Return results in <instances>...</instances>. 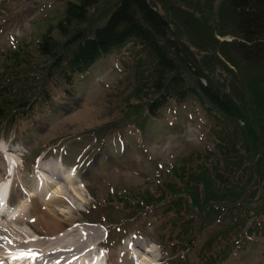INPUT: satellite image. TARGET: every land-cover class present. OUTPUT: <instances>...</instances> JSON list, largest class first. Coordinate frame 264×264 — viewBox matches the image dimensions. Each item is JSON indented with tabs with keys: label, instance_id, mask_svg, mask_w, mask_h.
I'll return each mask as SVG.
<instances>
[{
	"label": "rangeland",
	"instance_id": "374dc122",
	"mask_svg": "<svg viewBox=\"0 0 264 264\" xmlns=\"http://www.w3.org/2000/svg\"><path fill=\"white\" fill-rule=\"evenodd\" d=\"M67 1L0 0V77H12L15 71L21 84L24 75L35 89L39 76L51 88L53 100L50 105L19 106L7 111L0 119V149L11 154L7 161L12 157L20 176L34 183L39 162L46 160L52 164L62 159L60 166L64 171L77 172L75 180L81 181L82 189L75 185L71 173H63V177L69 175L74 182L66 181V185L79 189L83 201H76L69 210L62 205L63 215H58L49 231L22 225L18 220L15 222L18 227L13 228L12 224L8 227L26 231L28 237L56 231L63 236V228L69 229L75 221L76 227L88 226L96 231L100 245L104 239L97 248L101 252L107 250L103 256L106 258L108 254L110 260L116 253L120 255L126 250L130 253L131 242L141 241L143 246L147 244L154 249L144 255L156 260L153 264H264V218H250L243 227L239 224L240 229L239 225L220 226L221 218L227 216L228 200L209 204L210 201L202 200L205 205H200L201 201L195 199L197 188L203 195L199 188L208 194L211 186H219L221 178L217 174L222 175L224 163L201 156L208 149L214 152L219 138L211 136L210 121L191 99L183 105L170 102L158 116L146 114L145 102L152 91L151 71L148 58L137 50L138 46L132 49L131 44L123 45L98 60L78 77L71 94L62 92L58 80L46 79L50 62L39 57L36 45L48 26H55L63 17ZM114 3L115 0H101L91 9L88 22L82 27L100 23ZM152 5L167 20L173 34L195 53L206 79L229 93L244 109L255 111L256 126H263L264 116L260 117L256 108L264 110V65L248 64L230 46L235 33L225 0H153ZM57 31L54 28L52 34L62 44L64 40ZM18 50L24 57L22 65L31 64L6 70L12 63L11 52ZM17 86L16 80L11 86L15 92L19 91ZM30 90L22 88L20 92ZM229 149L224 145V152ZM239 154L243 156L244 151ZM174 163L178 170L207 163L209 170L197 180L195 170L187 179L177 173L181 178L171 183L177 187L181 181L186 183L188 193L182 199L180 194L167 193L161 202L143 205L140 200L144 191L152 193L148 199L151 202L160 196L157 183L170 180L167 171ZM9 168L14 170L13 165ZM49 168L52 172L53 166ZM234 176L239 179L234 185L231 178L228 185L239 186L244 196L252 197V206L256 205L257 197L264 191V172L257 176L258 189L251 193L247 190L252 181L245 186L246 177L242 173ZM30 192L33 193V188ZM211 192L222 200L225 198L218 188L217 192ZM132 197L136 203L131 201ZM201 206L205 208L201 210ZM212 207L221 211H216L209 221L206 212ZM36 212L45 211H39L37 206ZM26 217L18 219L26 221ZM73 230V235L81 232ZM184 233L191 237L182 238ZM133 251L140 250L137 247Z\"/></svg>",
	"mask_w": 264,
	"mask_h": 264
},
{
	"label": "trees",
	"instance_id": "16d2710c",
	"mask_svg": "<svg viewBox=\"0 0 264 264\" xmlns=\"http://www.w3.org/2000/svg\"><path fill=\"white\" fill-rule=\"evenodd\" d=\"M100 1H67L63 17L55 26H48L42 33L37 42L36 51L39 57H44L50 62L48 72L45 74L46 79L52 77L58 80L62 92L71 94L78 77L87 72L98 60L122 48L123 45L131 44L132 49L138 46L137 50L148 58V67L151 71L150 88L152 91L151 96L145 102L146 114L155 117L170 102L183 105L191 99L200 107L205 118L210 121L211 136L219 138L214 152L208 149L205 150L206 154L201 156L211 158L218 164L224 163L225 169L222 170V175L217 174L221 178L218 181L220 187L209 186L208 194L201 187L199 189L203 195L199 194L197 188L199 195L197 194L195 199L201 201L200 205H205L202 200L210 201L208 204L211 201L225 202L228 200L230 206L227 207V216H225L226 219L221 218L220 226L242 224L243 227L250 218L263 219L264 191L257 197L256 205L252 206V197L244 196L239 186L228 185L231 178L234 179L233 184L235 185V180L239 178H234V175L242 173L246 177L245 186L252 181L247 193L258 189L259 182L256 178L259 173L264 172V125L256 126L255 111L250 108L244 109L229 93L206 79L195 53L173 34L167 20L152 5L153 0H115L100 23L91 27H82L88 22L91 9ZM225 2L235 33L234 40L229 43L230 46L233 47L237 56L248 64L264 65V0H225ZM54 28L58 30L59 37L64 40L62 44L53 36ZM22 56L20 50L11 52L9 60L12 63L7 65L6 70L18 69L23 64L21 59L24 57ZM28 64L24 62V65ZM14 73L12 77H0V119L4 118L7 111L12 108L19 106L26 108L34 104L50 105L53 102L50 95L51 88L45 81L38 78L39 76H35L39 85L34 89L26 76L23 75L21 84L18 76H15L17 72L14 71ZM202 78L206 81L203 82ZM16 80L19 89L17 92L11 87ZM22 88L32 90L20 92ZM256 112L260 114V117L264 116V110L259 107L256 108ZM226 144L230 148L228 153L223 151ZM240 148L244 151L243 156L239 154ZM171 165L167 171L170 173V180L157 183L160 196L151 202L148 199L152 197V193L144 191L140 200L143 205L157 204L167 193L180 194L182 199V195L188 193L186 183L181 181L182 186L177 187L171 181H179L180 174L185 179L191 178L194 170L196 171L194 177L197 180L200 174L209 170L207 163L202 167L191 166L183 169L182 166L179 170L176 169L177 164ZM259 167H261L260 170ZM201 180L204 181L203 178ZM205 183L210 185L207 181ZM184 185L185 188L182 190ZM217 188L223 192L222 195L225 196L223 200L217 197V193L211 192V190L217 192ZM240 198L241 201H239ZM131 201L136 203L134 197ZM138 205L139 202L136 206ZM207 206L209 205H206V208ZM204 208L205 206H201V210ZM216 211H221V209L212 207L209 212H206L208 214L206 219L210 221ZM187 234L184 233L181 237L188 240L191 236Z\"/></svg>",
	"mask_w": 264,
	"mask_h": 264
},
{
	"label": "bare ground",
	"instance_id": "6f19581e",
	"mask_svg": "<svg viewBox=\"0 0 264 264\" xmlns=\"http://www.w3.org/2000/svg\"><path fill=\"white\" fill-rule=\"evenodd\" d=\"M2 151L4 152L5 150L0 149V194L4 189L5 183L10 179L11 191L8 197V203L10 207H13V217L11 219L5 217L0 219V264H15L17 262L21 264L23 261H31L26 264H56L59 262L73 264V262L78 263L80 260L90 263L98 254L96 251L99 249L97 247H99L100 242L98 241L99 237L97 232L91 230L88 226L76 227V223L73 221L69 229L63 228L65 229L63 236L61 235L62 233L58 235L57 233L59 232L56 231L54 232L55 234L49 232L46 235L33 234L30 237H28L29 233H26V231L10 229L8 227L11 224L13 228L14 226L18 227L19 225L15 223L18 220L23 223L22 225L29 224L30 226L28 227L32 228L34 226L36 229L44 230V232L45 229L48 231L52 229V223L58 218V215H63V211L60 209L62 205H65L69 210L70 207L73 208L76 205V201H83L79 189H69L67 187L66 181L67 183L74 184L69 175L63 177V173H71L72 178L75 180L77 172L74 174L71 171H64L62 160V166L56 163L39 162L40 164L36 165L39 170H36V173L34 172V178L36 179L34 183V180L29 181L26 178H22L20 176L21 174H19V168H17L18 164L12 161V157L8 158L7 161V157H10L11 154L3 153ZM9 162H12L14 166L12 174L8 169ZM48 166H53L52 172ZM61 181H64V183H60ZM80 182V180H75V185L80 187ZM24 187H27L28 190ZM82 187L86 189L84 185ZM32 188L33 193L30 192ZM64 197L69 201H65ZM40 201L41 203L38 204ZM37 206H39V211L45 212H36ZM75 209L77 210V207ZM24 215H27L26 221L18 219ZM74 228H77V231L81 230V232L73 235ZM41 236L43 238L40 240ZM23 237L25 238L24 240L22 239ZM103 241L104 239L101 240L100 247L103 245ZM140 242H131L132 251L130 253H127L128 250L125 251L126 253L120 255L116 253L111 260L108 254H106V258L103 256L107 250L104 252L99 250L106 264H140L138 260L143 261L142 264L156 263V260L153 261L154 259H149L144 256L145 254L154 252V249L152 250L151 246L148 247L147 244L143 246ZM85 243H88V245ZM58 244L62 245L59 246ZM87 246L89 249H85ZM69 247L72 248L69 249ZM137 247L140 251H133ZM136 260L137 262L135 263Z\"/></svg>",
	"mask_w": 264,
	"mask_h": 264
}]
</instances>
